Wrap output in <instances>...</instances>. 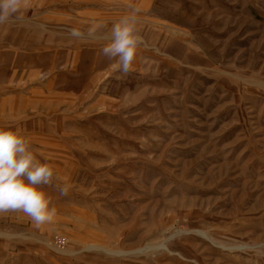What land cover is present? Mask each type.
Returning a JSON list of instances; mask_svg holds the SVG:
<instances>
[{
  "label": "rangeland",
  "instance_id": "374dc122",
  "mask_svg": "<svg viewBox=\"0 0 264 264\" xmlns=\"http://www.w3.org/2000/svg\"><path fill=\"white\" fill-rule=\"evenodd\" d=\"M133 9L129 73L0 83V126L52 167L57 210L0 212V264H264V0H66L32 31L105 44L99 22Z\"/></svg>",
  "mask_w": 264,
  "mask_h": 264
},
{
  "label": "clouds",
  "instance_id": "9594fccd",
  "mask_svg": "<svg viewBox=\"0 0 264 264\" xmlns=\"http://www.w3.org/2000/svg\"><path fill=\"white\" fill-rule=\"evenodd\" d=\"M25 3L26 0H0V23L7 22ZM138 12L133 9L116 20L101 48L102 55L114 61L112 66L123 74L132 70L143 43L137 30ZM73 34H77L76 29ZM52 177V167L37 158L19 130L0 126V212L21 210L38 225L51 222L57 210L50 206L51 200L41 186L49 185ZM67 190L65 187L62 192L66 194Z\"/></svg>",
  "mask_w": 264,
  "mask_h": 264
},
{
  "label": "crops",
  "instance_id": "0c3cea01",
  "mask_svg": "<svg viewBox=\"0 0 264 264\" xmlns=\"http://www.w3.org/2000/svg\"><path fill=\"white\" fill-rule=\"evenodd\" d=\"M66 0H26L18 13L7 22L0 23V83L5 80H15L17 73H28L33 80L46 77L51 71H58L60 81L68 82V92L83 93L76 90L75 85L82 78L81 69L91 70L86 82L92 83L102 72L113 68L114 61L104 57L101 48L104 44L93 43L81 45L73 43L70 47L64 45V34L56 31L52 37L41 38L43 35L32 31L34 24L45 28L43 21L48 20L49 14L64 15V2ZM104 2L112 0H103ZM125 1V0H117ZM56 3V4H55ZM61 7L62 9H60ZM101 6L100 8H105ZM99 8V9H100ZM50 9H56L51 12ZM62 11V12H60ZM41 17L40 20H37ZM42 21V22H41ZM108 25V27H107ZM99 29L110 32L111 22H99ZM36 28V27H35ZM107 34V33H105ZM72 36H75L74 34ZM104 36H97L98 41L105 40ZM25 39V46H18L17 40ZM51 40L47 45L37 41ZM4 40L7 43H2ZM20 44V43H19ZM65 63H72L65 68ZM86 78V79H87ZM90 79V80H89ZM93 80V81H92ZM80 81V80H79ZM67 89V86L65 87ZM64 88V90H65ZM64 93V92H63Z\"/></svg>",
  "mask_w": 264,
  "mask_h": 264
},
{
  "label": "built area",
  "instance_id": "2783aa9c",
  "mask_svg": "<svg viewBox=\"0 0 264 264\" xmlns=\"http://www.w3.org/2000/svg\"><path fill=\"white\" fill-rule=\"evenodd\" d=\"M56 241H57L58 244L63 245L66 242V238L65 237H62V236H58L56 238Z\"/></svg>",
  "mask_w": 264,
  "mask_h": 264
}]
</instances>
